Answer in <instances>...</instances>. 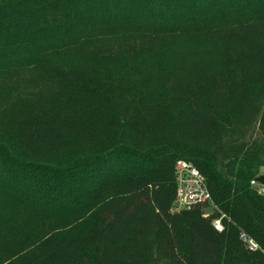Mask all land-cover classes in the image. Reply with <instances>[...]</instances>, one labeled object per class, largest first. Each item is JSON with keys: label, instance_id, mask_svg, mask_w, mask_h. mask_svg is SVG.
Listing matches in <instances>:
<instances>
[{"label": "trees", "instance_id": "16d2710c", "mask_svg": "<svg viewBox=\"0 0 264 264\" xmlns=\"http://www.w3.org/2000/svg\"><path fill=\"white\" fill-rule=\"evenodd\" d=\"M263 172L264 0H0V264H264Z\"/></svg>", "mask_w": 264, "mask_h": 264}, {"label": "built area", "instance_id": "2783aa9c", "mask_svg": "<svg viewBox=\"0 0 264 264\" xmlns=\"http://www.w3.org/2000/svg\"><path fill=\"white\" fill-rule=\"evenodd\" d=\"M264 176V172L257 178ZM257 178L251 181V187L258 191V194L264 195V185L257 182ZM176 179V199L173 206L174 213H180L184 210H191L197 205L212 204V197L208 189L205 176L190 162L179 160L175 165ZM214 207L205 213L208 218L213 212ZM224 217V216H223ZM213 227L218 231H223L222 218L213 222ZM241 239L251 250H257L258 245L247 235L242 234Z\"/></svg>", "mask_w": 264, "mask_h": 264}, {"label": "water", "instance_id": "95a60500", "mask_svg": "<svg viewBox=\"0 0 264 264\" xmlns=\"http://www.w3.org/2000/svg\"><path fill=\"white\" fill-rule=\"evenodd\" d=\"M257 182L260 183L261 185H264V176L257 178Z\"/></svg>", "mask_w": 264, "mask_h": 264}]
</instances>
